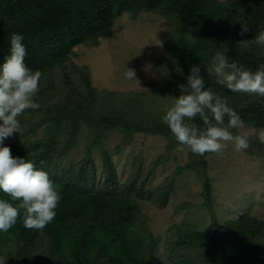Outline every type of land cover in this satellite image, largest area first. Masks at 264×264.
I'll list each match as a JSON object with an SVG mask.
<instances>
[{
  "label": "trees",
  "instance_id": "1",
  "mask_svg": "<svg viewBox=\"0 0 264 264\" xmlns=\"http://www.w3.org/2000/svg\"><path fill=\"white\" fill-rule=\"evenodd\" d=\"M155 14L169 26L164 56L152 72L165 84L147 90L97 88L89 66L74 61L76 46H98L115 36L116 20L128 13ZM250 31L238 35L241 26ZM264 31V0H0V64L10 54V36L21 34L25 64L42 73L36 110L20 117L21 131L8 147L13 157L32 161L58 186L61 200L56 218L42 231L27 229L23 219L0 232V259L5 264H264V220L247 212L221 223L213 210L208 156L189 152L159 185L147 188L155 170L179 147L162 123L178 85H187L193 66L200 68L205 88L228 101L244 125L264 129V97L232 93L219 85L211 71L216 52L229 62L256 71L264 65V46L253 43ZM248 40L246 44L239 41ZM228 118L225 117V125ZM201 128L203 122L194 121ZM238 135L240 129H230ZM138 133L161 135L166 148L145 166L143 151L132 162L130 175L120 181L113 155L130 145ZM120 141L113 151L112 135ZM84 147L83 156L66 163ZM250 156L264 157V143L249 137ZM100 152L102 175L93 153ZM194 171L203 187L212 223L208 229L175 224L161 237L152 232L142 203L167 206L176 180ZM0 199L10 197L0 190Z\"/></svg>",
  "mask_w": 264,
  "mask_h": 264
},
{
  "label": "rangeland",
  "instance_id": "2",
  "mask_svg": "<svg viewBox=\"0 0 264 264\" xmlns=\"http://www.w3.org/2000/svg\"><path fill=\"white\" fill-rule=\"evenodd\" d=\"M113 29L115 36L102 37L98 46L80 45L74 49V61L79 66H89L93 85L100 89L147 90L155 77V87L165 89L163 81L152 72V66L164 56V47L170 35L166 21L147 12L140 13L137 18L125 13L116 20ZM126 68L135 70L136 80L124 79ZM248 129L252 127L245 125L240 133ZM12 140L13 135L4 139L0 146H9ZM119 141L117 134L112 135L109 150L113 151ZM165 148L166 139L161 135L136 134L132 144L123 145L121 152L113 155L119 180L124 181L130 175L133 159L140 151H143L146 166ZM83 152L81 145L66 163L80 159ZM189 152L187 147L179 146L174 151L178 161L170 159L160 165L147 188L159 185L178 165L185 164ZM93 157L101 176L103 163L100 152L95 150ZM207 159L213 210L218 220L224 223L247 212L264 220V157L250 156L245 150L236 151L234 145L228 142L221 152L213 153ZM202 191V184L194 171H185L177 178L175 190L165 208L159 209L151 202H143V212L150 218L152 232L164 238L175 224L208 229L212 217Z\"/></svg>",
  "mask_w": 264,
  "mask_h": 264
},
{
  "label": "clouds",
  "instance_id": "3",
  "mask_svg": "<svg viewBox=\"0 0 264 264\" xmlns=\"http://www.w3.org/2000/svg\"><path fill=\"white\" fill-rule=\"evenodd\" d=\"M250 31L242 25L238 33L244 36ZM21 34L10 36V54L0 64V145L13 133L21 131L18 119L26 110H36L40 104L34 99L39 92L42 73L33 71L25 64L27 55ZM248 40L239 41L246 44ZM253 43L264 46V31L255 34ZM225 52H216L211 71L216 82L232 93H244L264 97V65L256 71L229 62ZM126 80H136L134 69L126 68ZM180 95L162 116V123L170 130L179 146L187 147L198 156L221 152L228 142L236 151L249 148V137L257 135L264 143V129H248L233 135L230 129H244V121L228 104V101L205 88L200 68L193 66L187 76V85H178ZM199 117L204 127L193 121ZM225 117L228 118L225 125ZM0 190L10 197L0 199V232H8L23 219L27 229L42 231L56 218V209L61 200L58 186L49 179L47 172L38 170L32 161L13 157L8 146H0ZM0 259V264H5Z\"/></svg>",
  "mask_w": 264,
  "mask_h": 264
}]
</instances>
